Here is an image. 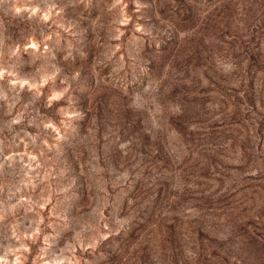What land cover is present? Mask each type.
I'll list each match as a JSON object with an SVG mask.
<instances>
[{
    "label": "rangeland",
    "instance_id": "1",
    "mask_svg": "<svg viewBox=\"0 0 264 264\" xmlns=\"http://www.w3.org/2000/svg\"><path fill=\"white\" fill-rule=\"evenodd\" d=\"M0 264H264V0H0Z\"/></svg>",
    "mask_w": 264,
    "mask_h": 264
}]
</instances>
